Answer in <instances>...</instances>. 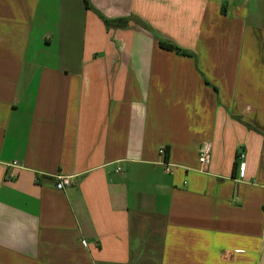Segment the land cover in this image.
<instances>
[{"label":"crops","instance_id":"obj_1","mask_svg":"<svg viewBox=\"0 0 264 264\" xmlns=\"http://www.w3.org/2000/svg\"><path fill=\"white\" fill-rule=\"evenodd\" d=\"M0 264H264V0H0Z\"/></svg>","mask_w":264,"mask_h":264},{"label":"trees","instance_id":"obj_2","mask_svg":"<svg viewBox=\"0 0 264 264\" xmlns=\"http://www.w3.org/2000/svg\"><path fill=\"white\" fill-rule=\"evenodd\" d=\"M85 4H86V6H88L86 2H85ZM99 17L107 29H109V28H120V29L124 28L125 29L127 27V24H128V19H126V18L109 20V19H105L101 15H99ZM158 46L161 49L166 50V51H173L177 54L187 55V53L185 51L179 49L178 47H176L175 45H173L172 43H170L168 41L159 40Z\"/></svg>","mask_w":264,"mask_h":264},{"label":"built area","instance_id":"obj_3","mask_svg":"<svg viewBox=\"0 0 264 264\" xmlns=\"http://www.w3.org/2000/svg\"><path fill=\"white\" fill-rule=\"evenodd\" d=\"M163 150H160V154H163ZM210 153H211V144L207 143L201 150L198 156V162L200 165H205L209 162L210 159ZM243 155L240 154L237 156V159H242ZM10 166L14 167L16 166L15 163H12ZM166 172H169V168H165ZM72 184L71 180L69 177H59L57 182L55 183V189L56 190H63L64 188L70 186Z\"/></svg>","mask_w":264,"mask_h":264}]
</instances>
